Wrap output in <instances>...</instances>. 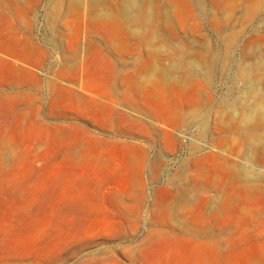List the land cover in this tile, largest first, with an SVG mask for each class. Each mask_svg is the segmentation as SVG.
<instances>
[{
  "label": "rangeland",
  "instance_id": "374dc122",
  "mask_svg": "<svg viewBox=\"0 0 264 264\" xmlns=\"http://www.w3.org/2000/svg\"><path fill=\"white\" fill-rule=\"evenodd\" d=\"M262 113L264 0H0V264H264Z\"/></svg>",
  "mask_w": 264,
  "mask_h": 264
},
{
  "label": "bare ground",
  "instance_id": "6f19581e",
  "mask_svg": "<svg viewBox=\"0 0 264 264\" xmlns=\"http://www.w3.org/2000/svg\"><path fill=\"white\" fill-rule=\"evenodd\" d=\"M259 108V107H258ZM255 109V108H254ZM250 112V111H249ZM254 114V113H253ZM258 114H260V112H258ZM262 115H264L263 113H262ZM260 115H258V117H259ZM248 118V117H247ZM250 118H251V116H250ZM259 119V118H258Z\"/></svg>",
  "mask_w": 264,
  "mask_h": 264
}]
</instances>
